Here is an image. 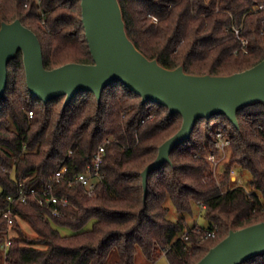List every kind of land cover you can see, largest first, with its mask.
<instances>
[{"label":"trees","instance_id":"16d2710c","mask_svg":"<svg viewBox=\"0 0 264 264\" xmlns=\"http://www.w3.org/2000/svg\"><path fill=\"white\" fill-rule=\"evenodd\" d=\"M119 3L129 38L165 68L227 76L264 59V0ZM18 19L40 38L47 69L94 62L81 0H0V28ZM235 29L248 40L247 54H234L241 46ZM65 99L44 103L31 94L19 51L9 64L0 101V233L8 230L2 217L7 197L19 192L20 183L26 190L47 187L63 166L73 178L92 164L105 139L112 142L105 148L104 178L95 197H88L80 184L62 181L53 190L71 202L62 216L47 215L34 198L14 206L10 264H138L139 257L153 263L161 256L170 264H198L232 230L264 222V131L256 129L264 126L263 103L238 112L239 128L224 114L198 120L191 138L171 152L172 163L149 175L145 199L142 172L181 129L182 116L143 103L119 81L104 89L100 102L92 92L79 93L66 107ZM219 131L231 137V146L216 172L208 157L220 154L215 146ZM245 172L247 184L235 187L232 176ZM170 205L177 219L171 218ZM195 207L203 209V228L218 226L214 238L191 232L196 226L188 218ZM22 222L36 236L27 235ZM90 223L91 229H85ZM59 228L72 233L63 235ZM4 240L0 237V264ZM242 264H264V254Z\"/></svg>","mask_w":264,"mask_h":264},{"label":"water","instance_id":"95a60500","mask_svg":"<svg viewBox=\"0 0 264 264\" xmlns=\"http://www.w3.org/2000/svg\"><path fill=\"white\" fill-rule=\"evenodd\" d=\"M91 64L68 63L55 69L44 65L38 35L21 20L0 28V101L8 85V67L21 51L31 94L48 103L65 96L66 107L79 93L92 92L100 102L106 87L119 81L142 101L153 102L183 118L181 129L159 148L157 158L142 172L145 199L149 175L165 163L171 152L191 138L200 119L224 114L239 128L238 112L264 104V59L252 68L227 76L193 75L163 67L147 58L129 38L119 0H81ZM264 254V222L232 230L198 264H242Z\"/></svg>","mask_w":264,"mask_h":264},{"label":"built area","instance_id":"2783aa9c","mask_svg":"<svg viewBox=\"0 0 264 264\" xmlns=\"http://www.w3.org/2000/svg\"><path fill=\"white\" fill-rule=\"evenodd\" d=\"M40 3V0H35ZM264 6H261L262 9ZM44 16V14H43ZM154 22L157 23L158 20L154 18ZM41 24L45 26V21L42 19ZM236 38L241 42V46L238 50L234 51V54L238 55L239 51H243L247 54L248 40L240 35V29H235ZM29 116H33V112H29ZM149 116L148 118H150ZM256 129L264 131V126L259 124ZM111 139H105L104 143L98 147V150L93 156V162L88 165L84 172L76 174L73 178L66 176L68 170L67 166L61 167L57 170L51 177V180L47 187L44 188H32L26 190L23 183L19 184V192L16 195H8L7 199L9 201L8 208L2 213L3 219L7 221L8 230L0 233V237H4L5 240L1 246L2 248V263L10 264L8 261L9 249L12 245V232L11 227L14 224L15 211L14 206L19 203H26L30 198H34L39 205L45 210V213L50 216H62L65 207L70 206L71 202L67 197L56 195L53 190L56 183H61L62 181H67L70 185L77 183L80 184L85 194L93 198L97 195V186L102 182L104 175L102 173V165L105 157L106 145L111 143ZM215 146L220 150L219 156L214 154L208 157V160L213 164L215 171L217 172L218 167L228 160V150L231 146V137L223 131L216 133ZM233 181L235 187L243 186L242 175L234 173ZM204 207V206H203ZM196 228L192 229L191 232L200 233L203 239L214 238L217 234L218 226L216 224L212 225L211 228H203L202 226L195 224ZM188 232L183 236L186 239ZM191 250V249H190Z\"/></svg>","mask_w":264,"mask_h":264},{"label":"rangeland","instance_id":"374dc122","mask_svg":"<svg viewBox=\"0 0 264 264\" xmlns=\"http://www.w3.org/2000/svg\"><path fill=\"white\" fill-rule=\"evenodd\" d=\"M242 175V181H243V185H246L248 179L250 178V176L245 172ZM232 181H235L234 179V176H232ZM247 190H250L251 187L247 186ZM171 206V205H170ZM203 209H201L200 207H195V210H194V216L193 217H189L188 218V223L193 226L194 224H198L200 226H205L207 224H205V220L203 218ZM171 218L173 219H177V213H176V210L173 206H171ZM22 227H23V230L25 231V233L29 236H36L35 232L33 231V229L26 223V222H22ZM92 227V223L88 224L87 227L85 229H91ZM60 232L63 234V235H68V234H71L72 231L70 229H67V228H59ZM138 264H170V262L168 261L167 257L165 256H161L157 261L153 262V263H147V262H144L143 259L141 257H139V260H138Z\"/></svg>","mask_w":264,"mask_h":264}]
</instances>
